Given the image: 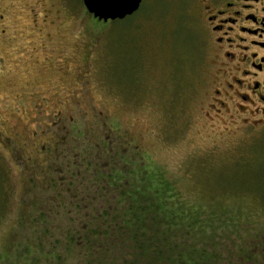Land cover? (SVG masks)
<instances>
[{
  "label": "rangeland",
  "instance_id": "1",
  "mask_svg": "<svg viewBox=\"0 0 264 264\" xmlns=\"http://www.w3.org/2000/svg\"><path fill=\"white\" fill-rule=\"evenodd\" d=\"M193 4L143 0L104 22L83 0H0V264H24L26 243L35 264H86L68 230L154 210L151 191L138 202L150 178L200 215L180 251L264 264V124L219 104Z\"/></svg>",
  "mask_w": 264,
  "mask_h": 264
},
{
  "label": "trees",
  "instance_id": "2",
  "mask_svg": "<svg viewBox=\"0 0 264 264\" xmlns=\"http://www.w3.org/2000/svg\"><path fill=\"white\" fill-rule=\"evenodd\" d=\"M147 190L154 195L151 201L157 202L158 207L153 206L154 210L150 204L146 203V207L136 204L135 208L127 209L128 218L122 222L114 219L102 223L100 229L90 226L91 224L88 227L83 226L84 234L80 238L72 227L65 236V249L78 252L86 264H204V259L208 257L207 249L197 251L194 245L186 246L184 241L186 249L180 251L182 241L178 234L179 239L176 236L182 226L188 233L189 230L197 228V212L185 209L182 202L175 203L178 201L176 194H172V190H169L162 179L156 178L151 182L150 178L147 187L138 194V202L145 201L144 195H150ZM166 201H170L169 204ZM103 214L102 217H110L108 213ZM59 244L58 240L52 243L50 253L48 252L50 256L58 251ZM127 244L126 248L132 249V254L117 256L113 253L115 250L119 252L118 249ZM30 245H24L25 256L21 258L24 264H35L36 261L30 253ZM36 245L44 247L42 240H38Z\"/></svg>",
  "mask_w": 264,
  "mask_h": 264
},
{
  "label": "flooded vegetation",
  "instance_id": "3",
  "mask_svg": "<svg viewBox=\"0 0 264 264\" xmlns=\"http://www.w3.org/2000/svg\"><path fill=\"white\" fill-rule=\"evenodd\" d=\"M189 1L208 56L224 78V91L215 92L219 104L257 130L264 124V0Z\"/></svg>",
  "mask_w": 264,
  "mask_h": 264
},
{
  "label": "water",
  "instance_id": "4",
  "mask_svg": "<svg viewBox=\"0 0 264 264\" xmlns=\"http://www.w3.org/2000/svg\"><path fill=\"white\" fill-rule=\"evenodd\" d=\"M83 3L94 18L107 22L132 16L139 10L142 0H83Z\"/></svg>",
  "mask_w": 264,
  "mask_h": 264
}]
</instances>
